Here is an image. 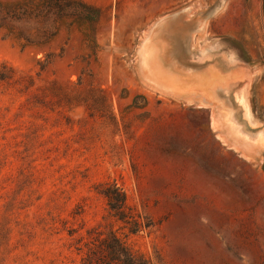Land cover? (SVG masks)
Listing matches in <instances>:
<instances>
[{"label": "rangeland", "instance_id": "obj_1", "mask_svg": "<svg viewBox=\"0 0 264 264\" xmlns=\"http://www.w3.org/2000/svg\"><path fill=\"white\" fill-rule=\"evenodd\" d=\"M88 1L100 21L44 46L0 30L35 92L57 80L78 99L0 86V264H80L110 230L162 264H264V0ZM114 182L126 221L100 193Z\"/></svg>", "mask_w": 264, "mask_h": 264}, {"label": "trees", "instance_id": "obj_2", "mask_svg": "<svg viewBox=\"0 0 264 264\" xmlns=\"http://www.w3.org/2000/svg\"><path fill=\"white\" fill-rule=\"evenodd\" d=\"M100 7L88 0H0V30L17 32L16 37L24 46H44L51 42L61 29H69L77 23L95 25L100 21ZM44 67L42 68V70ZM40 73L37 76L40 77ZM37 77L31 72L20 70L7 60L0 59V86L5 90L27 96V103L54 110V107H72L77 102V92L72 85L57 80H50L38 92L34 89ZM4 93V92H3ZM86 99L87 105L92 106ZM91 100L93 98L91 97ZM108 97L103 96L102 102L107 103ZM96 107V106H95ZM37 135L35 131L25 134V150ZM108 201L110 215L126 221L127 194L118 183H105L100 189ZM9 211L14 207L8 204ZM8 211L0 222V244L9 233ZM86 252L80 264H162L135 252L115 230L109 232L96 231V236L86 243Z\"/></svg>", "mask_w": 264, "mask_h": 264}]
</instances>
